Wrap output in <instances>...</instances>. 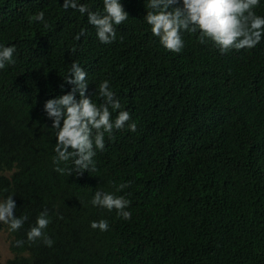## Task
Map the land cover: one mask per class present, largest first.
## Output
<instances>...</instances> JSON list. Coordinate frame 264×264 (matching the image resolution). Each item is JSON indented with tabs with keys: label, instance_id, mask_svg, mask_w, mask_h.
Segmentation results:
<instances>
[{
	"label": "trees",
	"instance_id": "16d2710c",
	"mask_svg": "<svg viewBox=\"0 0 264 264\" xmlns=\"http://www.w3.org/2000/svg\"><path fill=\"white\" fill-rule=\"evenodd\" d=\"M63 2L0 0V45L16 48L0 69V197L28 217L16 232L0 222L12 254L0 264H264V36L222 53L184 31L173 53L144 20L148 0H120L129 19L102 44L87 14ZM78 4L103 12V0ZM40 11L50 27L32 19ZM254 11L264 17V0ZM73 61L87 72L86 96L99 104L107 80L130 120L105 134L95 171L69 176L54 170L44 105L74 87L64 82ZM98 188L129 200L131 218L94 207ZM43 211L51 247L27 240ZM100 220L107 231L91 228Z\"/></svg>",
	"mask_w": 264,
	"mask_h": 264
},
{
	"label": "clouds",
	"instance_id": "9594fccd",
	"mask_svg": "<svg viewBox=\"0 0 264 264\" xmlns=\"http://www.w3.org/2000/svg\"><path fill=\"white\" fill-rule=\"evenodd\" d=\"M259 2L260 0H148L149 10L144 20L151 27L152 34L159 38L160 44L170 52L179 53L182 50V32L199 31L201 43L210 40L222 53H227L232 49H250L260 43L264 36V17L258 16L254 11ZM103 5V12H93L86 4H78V0H64L62 7L65 10H77L82 15L87 14L88 23L96 29L99 41L110 44L116 39L114 25H120L129 18L120 0H103ZM44 15L40 11L32 19L43 22L44 27L48 28L50 25L45 21ZM83 35L85 30L81 29L75 38L79 40ZM15 52L14 46L0 45V69L15 64ZM64 82L74 86L71 91L46 101L44 105V111L52 120V129H55L57 137L54 170L61 174L67 171L69 176L73 172L81 175L88 170L95 171L93 158L96 150L104 149L105 134L111 136L114 129H122L130 120V114L121 110V104L107 80L95 90V95L98 94L101 101L99 104L86 96L87 72L75 61L70 65L69 75ZM113 112L117 113L115 119L112 117ZM128 128L135 132L136 124L130 123ZM68 161L72 162L74 168L60 167L61 163ZM126 187L128 184H120L116 191ZM4 191L6 189H0V192ZM90 203L108 211L115 210L118 217L124 220L131 218V212L127 210L130 201L124 196L98 188ZM15 209L16 204L11 195L0 197V222L8 225L12 232L21 229L28 220L26 215L19 218L14 216ZM50 222L48 212H41L35 224L29 227L27 240L35 242L42 239L45 245L51 247L54 242L44 231ZM108 227L106 220L91 223V228L102 232L107 231ZM23 243L24 241L18 240L16 245L23 246Z\"/></svg>",
	"mask_w": 264,
	"mask_h": 264
},
{
	"label": "rangeland",
	"instance_id": "374dc122",
	"mask_svg": "<svg viewBox=\"0 0 264 264\" xmlns=\"http://www.w3.org/2000/svg\"><path fill=\"white\" fill-rule=\"evenodd\" d=\"M7 175V174H6ZM10 237L8 233L0 228V262L5 263L8 259L12 257L9 251Z\"/></svg>",
	"mask_w": 264,
	"mask_h": 264
}]
</instances>
